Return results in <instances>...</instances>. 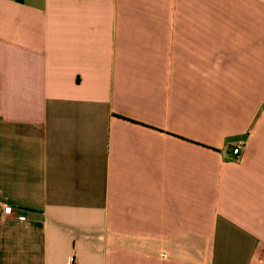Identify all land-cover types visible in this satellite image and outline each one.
<instances>
[{"label": "crops", "instance_id": "0c3cea01", "mask_svg": "<svg viewBox=\"0 0 264 264\" xmlns=\"http://www.w3.org/2000/svg\"><path fill=\"white\" fill-rule=\"evenodd\" d=\"M0 205V264H264V0H0Z\"/></svg>", "mask_w": 264, "mask_h": 264}, {"label": "built area", "instance_id": "2783aa9c", "mask_svg": "<svg viewBox=\"0 0 264 264\" xmlns=\"http://www.w3.org/2000/svg\"><path fill=\"white\" fill-rule=\"evenodd\" d=\"M246 147V143L243 140H239L235 146L232 148V153L234 156V159H238L244 152ZM7 207L0 205V212L1 213H6ZM67 264H76V260L74 256H70L68 259Z\"/></svg>", "mask_w": 264, "mask_h": 264}]
</instances>
